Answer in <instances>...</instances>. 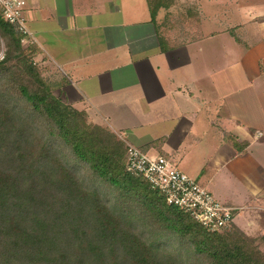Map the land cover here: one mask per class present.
Returning a JSON list of instances; mask_svg holds the SVG:
<instances>
[{
	"label": "crops",
	"instance_id": "1",
	"mask_svg": "<svg viewBox=\"0 0 264 264\" xmlns=\"http://www.w3.org/2000/svg\"><path fill=\"white\" fill-rule=\"evenodd\" d=\"M149 2L26 0L24 15L63 101L264 231V0Z\"/></svg>",
	"mask_w": 264,
	"mask_h": 264
},
{
	"label": "trees",
	"instance_id": "2",
	"mask_svg": "<svg viewBox=\"0 0 264 264\" xmlns=\"http://www.w3.org/2000/svg\"><path fill=\"white\" fill-rule=\"evenodd\" d=\"M19 39L0 12V264H264L241 228L206 230L126 170L123 143L55 96Z\"/></svg>",
	"mask_w": 264,
	"mask_h": 264
},
{
	"label": "built area",
	"instance_id": "3",
	"mask_svg": "<svg viewBox=\"0 0 264 264\" xmlns=\"http://www.w3.org/2000/svg\"><path fill=\"white\" fill-rule=\"evenodd\" d=\"M26 0H0L2 17L26 42L36 43L25 20ZM21 38V41H22ZM124 144L126 170L141 175L151 188L161 192L168 204L187 211L206 230L221 231L233 223L234 207L218 201L206 188L178 169L163 155H150L116 133Z\"/></svg>",
	"mask_w": 264,
	"mask_h": 264
},
{
	"label": "rangeland",
	"instance_id": "4",
	"mask_svg": "<svg viewBox=\"0 0 264 264\" xmlns=\"http://www.w3.org/2000/svg\"><path fill=\"white\" fill-rule=\"evenodd\" d=\"M185 1V0H183ZM187 4L184 2V5ZM183 11H179L180 15H178L181 19L182 22H179L178 25L181 23H183L184 21L186 22L187 21V17H190L191 14L190 13H187L189 11H186V6L183 7L182 9ZM177 18L175 21H178L180 20V18ZM175 17H172V19H170L169 16H167V21L166 22H169V21H172L174 20ZM183 31H188L187 29H184ZM21 38L22 36L20 35V39H19V42H20V45L21 47L24 49V55L25 57H30L32 58V60L34 62H36V64L40 67L41 69V74L42 76L47 80V82H49L51 84V87H52V93L55 95V96H59L60 98L61 97V94H57L56 92V83H58L60 81V75L58 73V71L54 68H52L51 66L47 65V64H42L40 63L41 60L39 59V51H38V47L37 45L34 43V42H26L25 38L24 37L22 38V41H21ZM2 44H1V50H0V58L2 57ZM113 132V131H112ZM113 136H114V141L116 142H122V140L117 136L116 132H113ZM123 143V142H122ZM124 145V144H123ZM151 153H154V152H150ZM245 224V223H244ZM240 228V227H239ZM244 232L245 230L242 229ZM249 232V231H248ZM249 236H252L250 238H253V244L256 245L260 250H262L264 252V231L262 229H257V231H254L251 233L248 234Z\"/></svg>",
	"mask_w": 264,
	"mask_h": 264
}]
</instances>
